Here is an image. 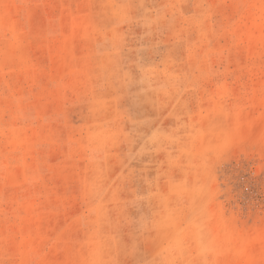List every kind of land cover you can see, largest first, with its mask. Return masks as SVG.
Here are the masks:
<instances>
[{
    "label": "rangeland",
    "instance_id": "rangeland-1",
    "mask_svg": "<svg viewBox=\"0 0 264 264\" xmlns=\"http://www.w3.org/2000/svg\"><path fill=\"white\" fill-rule=\"evenodd\" d=\"M0 264H264V0H0Z\"/></svg>",
    "mask_w": 264,
    "mask_h": 264
}]
</instances>
